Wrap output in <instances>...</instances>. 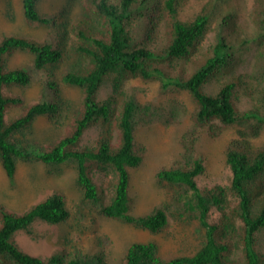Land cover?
<instances>
[{"label": "trees", "instance_id": "1", "mask_svg": "<svg viewBox=\"0 0 264 264\" xmlns=\"http://www.w3.org/2000/svg\"><path fill=\"white\" fill-rule=\"evenodd\" d=\"M84 1L90 14L70 27L80 64L61 78L63 83L80 89V110L70 131L46 149L23 142L15 133L30 127L38 116L52 119L60 112L59 83L47 67L62 56V24L56 15L38 11L39 0H21L25 21L49 26L50 33L43 41L20 35H5L0 40V165L7 178L12 182L17 161L58 165L73 160L82 199L91 209L158 233L168 221L163 207L156 206L140 215L131 212L130 169L143 160L141 151L135 148V131L157 122L179 123L184 110L173 104L167 109L141 102L127 83L137 78L159 80L163 89L172 86L188 91L195 108L191 124L179 136L178 158L161 167L156 179L175 185L173 214L197 220L204 228L205 241L194 254L168 261L159 256L155 242H132L121 264H264V251L256 245L258 233L264 231V146H253L242 133L224 150L231 170L229 185L200 189L195 181L204 170L196 149L201 128L208 126L216 136L220 126L253 120L256 133L264 124V0L255 2L250 32L237 26L234 7L228 6L232 0H210L192 19L181 16V0ZM213 21L217 22L215 39L199 50ZM160 25L167 35L163 44L156 34ZM250 48L255 51L253 70L236 76L235 69ZM14 50L33 55L28 67L5 69L4 56ZM176 68L179 71L171 74ZM33 72L41 81L39 99L7 121L5 111L22 103V98L4 93V88L27 87ZM245 76L252 82L245 90L254 108L240 112L235 106L238 97L234 90ZM106 77L112 80V91L98 100L97 91ZM211 78L218 80L220 87L207 93L203 87ZM97 124L101 132L96 145L77 149L84 131ZM115 130L119 142L112 141ZM94 170L113 176L107 201L102 187L92 178ZM229 195L236 198L235 204ZM212 207L220 214L217 222L208 221ZM68 216L64 198L56 191L20 214L0 207V264H106L102 253L61 251L42 258L22 250L14 240L17 231L34 236L31 225L36 220L58 224ZM238 249L241 256L236 257Z\"/></svg>", "mask_w": 264, "mask_h": 264}, {"label": "rangeland", "instance_id": "2", "mask_svg": "<svg viewBox=\"0 0 264 264\" xmlns=\"http://www.w3.org/2000/svg\"><path fill=\"white\" fill-rule=\"evenodd\" d=\"M256 0H232L228 6L234 7V19L240 28L247 32L253 29L251 21ZM181 16L192 19L210 4V0H181ZM37 9L41 14H54L60 26V48L62 56L48 70L54 73L59 83L60 112L52 119L48 116H38L30 127L15 133V137L25 143L35 144L46 149L56 140L67 134L73 124L75 114L80 110L81 91L76 86L65 84L62 76L79 65L80 58L73 50L74 34L70 27L89 15L84 0H39ZM51 27L37 23H28L22 14L21 0H0V40L5 35H20L39 41L47 38ZM217 22L213 21L210 30L199 50L207 47L215 39ZM160 43H165L167 35L164 28H159ZM157 38V36H155ZM200 56V53H197ZM33 55L27 51L14 50L6 54L5 69L28 67ZM255 63V51L250 48L244 52L242 62L235 69V75L251 74ZM189 70V69H188ZM185 71V73L188 72ZM179 69H171L176 74ZM184 75V74H183ZM243 83L235 86L234 93L238 100L235 106L240 112L254 108L253 99L246 93V84L252 82L248 77H242ZM133 88L141 102L165 106L170 109L173 104L183 108L179 123L164 125L157 122L150 126H141L135 131V148L143 155L141 164L130 169L129 194L133 198L131 212L135 215L144 214L156 206H161L167 214V224L158 233H152L134 224L118 219L108 218L83 201L82 192L76 182L77 167L73 160L58 165H48L42 162L17 161L12 182L7 178L0 165V207L13 213H23L33 204L56 191L62 194L69 216L58 224H49L40 220L32 223L35 235L25 231H17L14 240L17 245L29 254L46 258L55 252L81 254L102 253L106 264H121L127 246L132 242H155L159 256L168 261L179 256L194 254L205 241L204 228L195 219H180L173 214L172 193L175 185L159 182L156 172L163 166L176 160L180 153L178 142L181 133L191 124L195 104L185 89L169 86L161 87L156 79H133L127 83ZM220 87V82L211 78L204 85L207 93H214ZM251 89V88H250ZM112 91V80L106 77L101 83L96 97L103 100ZM4 93L18 95L22 103L11 106L5 111L7 121L25 112L31 103L37 101L41 94V81L37 72L32 73L27 87L12 86L4 88ZM26 107V108H25ZM25 109V110H24ZM218 124L219 121H216ZM254 121L240 122L229 126H220L221 131L212 136L208 126L201 128L196 149L202 159L204 170L195 181L200 189H211L216 185L228 186L231 170L225 160L224 150L230 140H235L243 133L250 138L253 146H264V124L259 130L253 131ZM101 128L97 125L88 127L79 142L77 149L95 146L100 136ZM113 142H119V134L113 132ZM92 178L101 186L106 201L112 193V174H102L97 170L92 172ZM235 204L236 198L229 195ZM220 214L215 207L209 211L208 221L217 222ZM236 223L239 225L240 221ZM257 248L264 251V231L257 235ZM234 256H241L238 249Z\"/></svg>", "mask_w": 264, "mask_h": 264}]
</instances>
